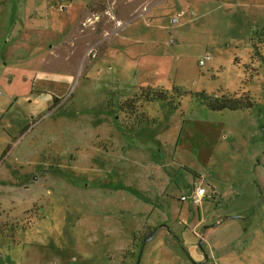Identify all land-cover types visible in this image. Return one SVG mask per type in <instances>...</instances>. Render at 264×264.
Returning a JSON list of instances; mask_svg holds the SVG:
<instances>
[{
  "label": "rangeland",
  "instance_id": "obj_1",
  "mask_svg": "<svg viewBox=\"0 0 264 264\" xmlns=\"http://www.w3.org/2000/svg\"><path fill=\"white\" fill-rule=\"evenodd\" d=\"M148 86L167 100L125 113ZM0 92V264H183L169 242L233 210L261 230L229 264H264V0H0Z\"/></svg>",
  "mask_w": 264,
  "mask_h": 264
},
{
  "label": "crops",
  "instance_id": "obj_2",
  "mask_svg": "<svg viewBox=\"0 0 264 264\" xmlns=\"http://www.w3.org/2000/svg\"><path fill=\"white\" fill-rule=\"evenodd\" d=\"M207 197L208 195L205 196L204 199H206ZM200 204L196 205L198 207V215ZM227 214L232 215L237 213L233 210ZM230 215H221L218 218H215L213 215H209V217L205 219L200 217L197 225H203V228L201 233L199 234L201 236V246H199V249L194 248L193 242L189 244L185 243L182 240L174 239L169 242V248L168 250L166 249L165 255L169 256L172 261L182 262L183 264H214L218 263L220 260L229 264L230 257L234 253H236L238 257L242 258V260H245L244 256H250V253H254L256 251L255 249L257 247L255 242L259 240V235L257 233H259L261 229L258 227L253 228L252 225L245 227L240 223H237L235 225V222L225 223V221L228 219L237 218L236 216L229 217ZM213 223L216 224L213 225ZM223 223L224 226H226V230L227 227H231L230 223L234 224V226L237 227L233 229V232H235L231 237H229L228 234H218L219 226ZM148 227L152 228L151 226ZM147 230L150 231V229ZM250 232H254L255 235H251ZM151 254L152 248L149 251V258H147L145 264H157L158 262L162 263V261L156 258L158 257L157 255ZM189 256H193L195 261L190 262L187 258Z\"/></svg>",
  "mask_w": 264,
  "mask_h": 264
},
{
  "label": "trees",
  "instance_id": "obj_3",
  "mask_svg": "<svg viewBox=\"0 0 264 264\" xmlns=\"http://www.w3.org/2000/svg\"><path fill=\"white\" fill-rule=\"evenodd\" d=\"M234 94H222L221 96L213 97L207 95L204 92L196 93L202 103L210 110H224V109H241L251 107V100L248 94L243 93L242 95L236 96ZM168 94L165 90L158 87H143L135 93L131 98L126 99L120 104L121 109L128 115H134L137 112V105L152 102L156 100L166 101ZM7 231L6 226L0 225V236L5 235ZM150 231L143 229L141 231H136L133 235V240L131 246L134 247L141 244L143 239L148 236ZM130 254H133L130 252ZM122 264H133V262H123Z\"/></svg>",
  "mask_w": 264,
  "mask_h": 264
},
{
  "label": "built area",
  "instance_id": "obj_4",
  "mask_svg": "<svg viewBox=\"0 0 264 264\" xmlns=\"http://www.w3.org/2000/svg\"><path fill=\"white\" fill-rule=\"evenodd\" d=\"M205 59H209V57L207 56ZM204 61H205L204 59H200L198 61V64L202 66L204 64ZM206 193L207 191L204 186L200 184L193 185L192 190L190 191L189 194H186V195L182 194L180 196V201H183V202L188 201L189 203L193 205H199L203 201L204 197L206 196Z\"/></svg>",
  "mask_w": 264,
  "mask_h": 264
},
{
  "label": "water",
  "instance_id": "obj_5",
  "mask_svg": "<svg viewBox=\"0 0 264 264\" xmlns=\"http://www.w3.org/2000/svg\"><path fill=\"white\" fill-rule=\"evenodd\" d=\"M214 224H216V223H213V225H214ZM154 232H155V230L143 240V243H142V244H144V243L147 242L149 239H151V238L153 237V235H154ZM199 246H201V240L199 241ZM141 250H142V248H141ZM138 262H139V258L137 259L136 264H138Z\"/></svg>",
  "mask_w": 264,
  "mask_h": 264
},
{
  "label": "flooded vegetation",
  "instance_id": "obj_6",
  "mask_svg": "<svg viewBox=\"0 0 264 264\" xmlns=\"http://www.w3.org/2000/svg\"><path fill=\"white\" fill-rule=\"evenodd\" d=\"M262 193V192H261ZM261 196H262V194H261Z\"/></svg>",
  "mask_w": 264,
  "mask_h": 264
}]
</instances>
